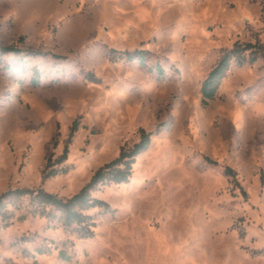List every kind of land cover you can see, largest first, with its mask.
<instances>
[{
    "label": "rangeland",
    "instance_id": "374dc122",
    "mask_svg": "<svg viewBox=\"0 0 264 264\" xmlns=\"http://www.w3.org/2000/svg\"><path fill=\"white\" fill-rule=\"evenodd\" d=\"M249 42L264 46V0H0V45L23 51L0 64V195L71 197L152 132L130 180L93 193L114 210L88 211L94 237L58 211L22 219L23 200L0 228V264H264V54L233 59L208 105L201 91L224 52ZM136 51L145 67L120 56ZM75 122L68 171L46 177ZM34 234L49 253L21 241Z\"/></svg>",
    "mask_w": 264,
    "mask_h": 264
},
{
    "label": "trees",
    "instance_id": "16d2710c",
    "mask_svg": "<svg viewBox=\"0 0 264 264\" xmlns=\"http://www.w3.org/2000/svg\"><path fill=\"white\" fill-rule=\"evenodd\" d=\"M260 43H246L237 44L233 49L226 50L220 58L216 66L211 70L206 79L202 83L203 104L208 105L210 101L214 100L217 96L218 90L223 79L227 76L231 61L236 60L238 65L243 66L246 63H255L260 56L264 53ZM247 50L250 53L245 54ZM23 51L14 46H1L0 45V64L3 62V57L8 54H21ZM38 53V52H36ZM148 52L136 51L134 53H124L120 56L127 58L130 61L139 59L142 66L147 64ZM159 75H164L161 67L157 68ZM39 73L34 72L32 83L36 86L40 84ZM78 128V123L75 122L70 132V139L65 144L63 153L53 160V156L48 160L46 166V177H55L61 173H66L68 169L63 166L68 159L69 147L71 138ZM152 142V132L141 130L140 141L134 144L133 147L126 149L123 148L118 157L112 161L101 166L91 177L90 181L76 194L71 197H61L57 194L50 193L43 188H17L8 190L0 195V228L8 227L11 220L15 216L14 209L22 207L23 200H29L27 212L23 214L22 219H25L28 214L33 216L40 215L48 219L55 218L54 213H61L62 226L74 232L80 238H92L95 235L94 228L96 227L95 216L89 214L88 211L99 209L102 213H111L114 210L110 204L100 198L94 196V192L102 185L111 183H126L133 175L134 165L137 157L146 151ZM208 164H216L210 158H206ZM225 174L235 177L236 173L232 168H226ZM38 235L23 236L21 241L33 242L36 245L38 254L43 255L49 253L52 248L46 239L37 240ZM26 257L36 258L35 254L30 253L28 250L23 251ZM59 258L64 261H71L74 257L64 246L59 250ZM37 260H35V263Z\"/></svg>",
    "mask_w": 264,
    "mask_h": 264
}]
</instances>
